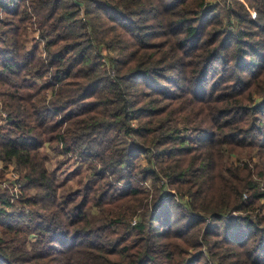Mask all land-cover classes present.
I'll use <instances>...</instances> for the list:
<instances>
[{
    "label": "trees",
    "instance_id": "obj_1",
    "mask_svg": "<svg viewBox=\"0 0 264 264\" xmlns=\"http://www.w3.org/2000/svg\"><path fill=\"white\" fill-rule=\"evenodd\" d=\"M204 2L0 0V179L16 174L32 209L0 193V264H163L155 241L196 244L207 218L205 241L238 258L226 264H264V191L231 157L264 179V0H233V33ZM30 23L43 55L23 44ZM46 144L83 164L79 190L59 196ZM139 181L153 187L140 214L151 191ZM89 205L118 212L95 226Z\"/></svg>",
    "mask_w": 264,
    "mask_h": 264
},
{
    "label": "rangeland",
    "instance_id": "obj_2",
    "mask_svg": "<svg viewBox=\"0 0 264 264\" xmlns=\"http://www.w3.org/2000/svg\"><path fill=\"white\" fill-rule=\"evenodd\" d=\"M240 1V0H239ZM211 4H216L219 6V11H217L218 16L220 17V19L222 20L223 24H224V28H225V32L226 33H233L236 29L234 23L232 21H228V19L225 17L224 15V11H230L232 12L234 8H236L233 5V0H205V2L203 3V7H208ZM3 14L2 11L0 10V21L3 19ZM30 26H28V36L27 38L24 40L23 44L26 46L27 49H31L33 47H37L38 48V52H40V54H44L43 51V42L41 40V38L39 37V31L38 29L35 27L34 24L31 25V23L29 24ZM1 25H0V36H1ZM100 60L102 62V64L104 65L103 68L108 69L109 71H111V65H110V61L108 59V54L109 52L105 49L104 46H100ZM112 54V53H111ZM50 95V93H48V96ZM8 110L5 108V106L0 102V120H4L5 116L7 114ZM133 127H137V122L133 121ZM49 144L44 145L41 149L40 152L44 155H46L48 157V163H47V167L50 170V172L54 175L57 186H58V194L59 196H64L67 195L68 193L71 192H75L77 190L80 189L82 182L80 179H82L83 181H85L86 175L85 171H84V166L83 164H80L77 162V160H75L71 155L67 154L66 157L68 158V160L65 162L64 161V156L60 155L59 153L53 152L50 150L49 148ZM59 147H61V145H58ZM232 157V161L236 162V164H238L239 166H242L243 162L246 161L249 166H250V172L252 174L253 179L257 180L259 182V188L260 190L264 191V179L262 178L263 175L259 174L256 172L255 168L252 166L251 162L248 160V157H241L239 159V161H237V158L235 155H231ZM252 160L254 161V158L252 157ZM60 161H63L64 163L62 164V167L60 169H58V164ZM142 164H145V160L143 159ZM2 166V163H0V167ZM74 171H76V173H73ZM17 176L14 173H11L10 177L7 179H0V193L3 192H7L10 196L9 198V202H11L13 204V206L11 207V209H9V207H6L8 210H12V211H18V212H22V217H27L29 214V211L32 210L29 206L27 205H22L21 202L18 199V185H16L17 183ZM14 181V182H13ZM13 182V185H11V183ZM80 182V183H79ZM117 182V181H115ZM137 185H141L144 186L146 189L148 188L151 193L149 192L148 194V199L146 201H143L142 204L140 205V207L138 208L137 212L140 214L142 211L145 210L146 207H148L149 210H151V205H152V199H151V195L153 192V187L150 181H139L136 182ZM116 185L118 187H125V183H123V181L116 183ZM161 185V184H160ZM159 185V187H160ZM163 189L165 190L166 188L163 187ZM180 195V193H177ZM178 195V197L180 198V196ZM184 195L188 196L186 193H184ZM191 202V199H185V202ZM260 204V209L258 210L260 212V214L263 216V221H264V197L261 198V200L259 201ZM91 205V204H90ZM89 205V206H90ZM180 208H182L183 212L188 214L189 213H193L194 211H189L190 209L188 208V204H187V208H184L183 205L181 203H179ZM118 212V209H116V207L114 206H90L88 208V214H89V218L92 221V224L98 225L100 218L105 215L110 213L115 214ZM195 213H199V212H195ZM203 215V214H202ZM139 216V215H138ZM134 217V222H132L133 224H136V222H138L139 217ZM173 216H175V214H173ZM206 224H204L200 229H198L195 233V237L196 240L198 241V243L196 242V244H194L193 242H190L189 245H184L182 243L178 244L175 243V241H173L172 239H165L160 241L159 244L158 241H155V245H154V251L151 254L152 258L158 259L159 261L163 262V264H168L170 261L167 257L165 256V252H162L163 250L165 251H171V255H176V260L177 262H179L178 264H185L188 260H191L193 258H195V261L193 264H221V263H228L231 262L233 260H237V256L234 255H229L227 258L224 259H220L219 255L222 253H231L233 250H231L230 248H228L229 250L225 249L224 247H222L220 244L214 245V246H209V244L205 241L204 239V229L205 226L207 225V223L209 222V219H205ZM179 219L178 218H174L172 221V224L167 227L169 228H175L176 225L178 224ZM162 229V227H161ZM3 235L2 233H0V236ZM213 238V237H211ZM28 242H31L34 240L33 235H30L29 237H27ZM235 249V248H233ZM184 253V255H182L181 253ZM235 252L238 253L239 256H241L240 254V250L235 249ZM199 254L202 255V258L199 257ZM182 259V261L180 262V260ZM185 259V260H184ZM184 260V261H183Z\"/></svg>",
    "mask_w": 264,
    "mask_h": 264
}]
</instances>
